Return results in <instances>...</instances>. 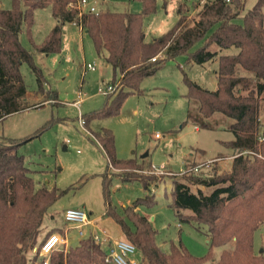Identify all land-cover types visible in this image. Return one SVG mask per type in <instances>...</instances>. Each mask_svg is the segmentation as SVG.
Segmentation results:
<instances>
[{"label": "trees", "instance_id": "obj_1", "mask_svg": "<svg viewBox=\"0 0 264 264\" xmlns=\"http://www.w3.org/2000/svg\"><path fill=\"white\" fill-rule=\"evenodd\" d=\"M75 1L11 0L9 9L0 5V120L30 108L25 101L22 64L29 65L42 91L41 70L33 64V52L19 39L22 29L32 25L38 8H49L56 23L43 41L34 45V52L58 54L62 27L69 23L85 31L96 55L112 69L109 84L113 91L105 96L100 109L83 117L84 125L93 119L117 116L125 99L141 92V81L166 61L181 54L197 64L217 58L213 90L185 79V97L191 106L187 119L196 121L200 128L208 127L207 121L214 116L229 121L227 129L233 134L225 143L232 150L229 165L222 167L218 162L225 157H216L209 163L186 164L187 170L170 176L169 206L179 222L205 228L207 253L194 256L181 243H171L166 252L160 250L156 230L137 208L155 205L151 189L161 178L151 171L138 175L136 162L116 159L113 136L103 128L98 136L108 164L134 170L123 173V179H138L145 192L121 213L107 208L105 215L118 224L123 240L134 244L147 264H205L213 261L215 247L227 243H232V249L223 250L213 264H264V256L253 249L254 231L264 223V0H255L247 10L248 0H197L193 18L188 17L187 0H176L175 23L151 41L145 40L143 23L155 13L157 0H136L141 4L137 13L97 14H79L69 6ZM197 43L200 45L191 51ZM210 45L217 51L209 50ZM54 96L46 100L53 101ZM30 138L0 141V264H28L29 252L37 258L44 239L54 231L62 233L55 228L38 241L43 219L62 192L34 182L23 156L17 153L19 144ZM196 166L197 171L190 170ZM107 185L105 175L106 196ZM105 254L101 244L87 234L76 245L52 252L48 264H107Z\"/></svg>", "mask_w": 264, "mask_h": 264}, {"label": "rangeland", "instance_id": "obj_2", "mask_svg": "<svg viewBox=\"0 0 264 264\" xmlns=\"http://www.w3.org/2000/svg\"><path fill=\"white\" fill-rule=\"evenodd\" d=\"M196 1L187 0L189 18L195 17L193 5ZM254 2L248 0L245 10L251 8ZM89 3L104 12L141 11V4L136 0H89ZM0 5L9 9L11 0H0ZM175 6L176 0H166L165 4L163 0L156 1L155 13L144 19L146 41L157 38L173 26L176 20ZM54 25L49 8H38L33 12L30 28L22 29L19 39L26 49L33 52V64L41 70L42 91H39L36 76L29 65L22 64L20 72L27 89L25 101L30 108L0 120V141L31 137L19 144L17 153L23 156L36 185L45 184L62 192L43 219L38 241L47 232L59 228L65 231L67 244L64 248L78 243L81 237L75 223L64 220V211L68 208L82 210L88 219L95 220L97 228L105 230L107 236L121 240L125 238L121 236L118 224L105 215L106 209L121 213L123 207L129 206L145 192L138 179H123V173L134 170L108 164L102 140L98 136L105 128L113 136L116 159L136 162L140 169L136 173L138 175L151 171L161 178L151 189L155 205L137 208L138 213L145 216L156 230L155 242L160 250L166 252L171 243H181L192 255H205V228L179 222L169 206L172 188L170 176L187 170L186 164L209 163L216 157H225L218 162L222 167L229 165L232 150L225 146L233 139V134L227 129L229 121L214 116L207 121L208 127L200 128L196 121L187 119L191 106L185 97V79L213 90L217 58L197 64L185 54L178 55L166 61L155 74L144 78L140 83L141 92L129 95L117 116L93 119L81 126L79 116L84 119L85 115L102 107L106 98L99 93V87L112 80V69L106 66L102 57L96 55L85 31L69 23L62 27L58 54L34 52V45L40 44ZM199 45L195 44L191 51ZM209 50L217 51V47L210 45ZM87 63L92 64L94 70H84ZM79 92L82 99L76 106L73 102L77 100ZM53 94V101L46 100ZM36 103L41 104L33 107ZM105 175L108 178L107 196L103 192ZM81 230L84 235L89 232L86 226ZM54 232L63 235V232ZM97 233L100 234L99 231ZM232 247V243L215 247L213 261L205 264H213L223 250ZM253 249L256 254L264 256V223L254 231ZM28 257V264H41L42 258H33L32 251ZM133 258L140 264H147L140 253Z\"/></svg>", "mask_w": 264, "mask_h": 264}, {"label": "built area", "instance_id": "obj_3", "mask_svg": "<svg viewBox=\"0 0 264 264\" xmlns=\"http://www.w3.org/2000/svg\"><path fill=\"white\" fill-rule=\"evenodd\" d=\"M228 2L229 0H225ZM71 8H75L78 10L79 14L82 12L97 14L99 10L96 9L94 5L89 3V0H76L75 3L69 5ZM80 31L81 28L78 27ZM94 70V66L90 63H87L84 70ZM113 86L111 84H106L103 87H99V93L103 96H106L110 92L113 91ZM81 94L80 92L77 94V100L74 102L76 106L81 103ZM79 123L81 126L84 125V120L81 116H79ZM154 138H158V136H154ZM262 140V139H260ZM199 166L195 168H191L190 170L197 171ZM64 220L66 222L75 223V227L79 230L78 235L80 237L83 236V231L81 228L90 223L87 215L80 209L77 208H68L64 211ZM106 233L102 232V237L96 233L91 234L95 243L101 244L105 243L108 245L105 254V263L107 264H140L133 257L138 252L136 246L126 240H110L106 237ZM67 244V239L65 238V234L61 235L59 233H52L48 235L39 249L37 250L38 255L42 258L41 264H48L49 256L52 252L64 248V245ZM36 251V249H34Z\"/></svg>", "mask_w": 264, "mask_h": 264}, {"label": "crops", "instance_id": "obj_4", "mask_svg": "<svg viewBox=\"0 0 264 264\" xmlns=\"http://www.w3.org/2000/svg\"><path fill=\"white\" fill-rule=\"evenodd\" d=\"M55 23H56V21H55ZM106 66H108V65H106ZM109 67V66H108ZM101 82H103L104 83V80L102 79L101 80ZM109 84V83H108ZM100 87H102V86H100ZM215 88V87H214ZM74 103V102H73ZM90 220V223L88 224V225H85L86 227H88L89 228V232H88V234L89 235H91V234H93V233H96V234H98L97 232L99 231V233L100 234H98V235H101V237H102V232L104 231L105 232V230L104 229H99V228H97L95 225H94V223H95V220L94 219H89ZM52 228H54V227H52ZM55 229V228H54ZM57 229H59V228H57ZM97 231V232H96ZM62 232H63V234H65V231L64 230H62ZM106 233V232H105ZM87 235V234H86ZM107 235V234H106ZM83 236H85L84 234H83ZM82 236V237H83ZM121 236H122V233H121ZM106 237H108V239H110V240H118L119 238H111L110 236H106ZM110 237V238H109ZM101 246L105 249V250H107V248H108V245L107 244H105V243H101ZM137 253H139V252H137ZM136 255V254H135Z\"/></svg>", "mask_w": 264, "mask_h": 264}, {"label": "water", "instance_id": "obj_5", "mask_svg": "<svg viewBox=\"0 0 264 264\" xmlns=\"http://www.w3.org/2000/svg\"><path fill=\"white\" fill-rule=\"evenodd\" d=\"M147 154V153H146Z\"/></svg>", "mask_w": 264, "mask_h": 264}]
</instances>
